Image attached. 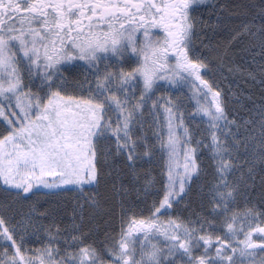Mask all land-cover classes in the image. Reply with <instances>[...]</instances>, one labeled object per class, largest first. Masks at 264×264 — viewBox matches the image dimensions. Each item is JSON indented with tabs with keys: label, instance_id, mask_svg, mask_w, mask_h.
Instances as JSON below:
<instances>
[{
	"label": "snow or ice",
	"instance_id": "snow-or-ice-1",
	"mask_svg": "<svg viewBox=\"0 0 264 264\" xmlns=\"http://www.w3.org/2000/svg\"><path fill=\"white\" fill-rule=\"evenodd\" d=\"M199 2L0 0V182L30 201L26 212L0 205V264H264V207L247 196L264 165V106L258 121L229 119L205 78L245 36L264 57V0L259 26L256 17L241 25L223 51L211 42L197 51ZM184 89L194 101L188 118L169 95ZM197 117L206 127L187 123ZM158 152V177L137 171ZM204 153L209 210L185 216L178 206ZM121 158L130 185L119 168L112 177ZM68 192L73 213L62 227L44 205ZM109 203L119 212L110 211L103 240L90 239L99 226L84 208Z\"/></svg>",
	"mask_w": 264,
	"mask_h": 264
},
{
	"label": "trees",
	"instance_id": "trees-1",
	"mask_svg": "<svg viewBox=\"0 0 264 264\" xmlns=\"http://www.w3.org/2000/svg\"><path fill=\"white\" fill-rule=\"evenodd\" d=\"M261 4V0H210L204 10L196 14L197 26V39L195 46L197 51L203 50L204 45L211 42L213 45L219 44L221 50L228 44L231 39L230 34L240 30L241 25L245 23H251L253 18L256 17L255 25L259 26V18L257 16L258 8ZM201 40L203 43H201ZM253 41L248 36L228 46V56L225 60H214L209 64V70L205 74V78L213 84L215 90L222 93V100L224 101V107L228 114L229 119L235 118L241 124L245 120L255 119L259 120V110L264 106V74H262V65H264V57L259 55V48L255 51H250V45ZM162 92H160L161 94ZM159 92L157 95H160ZM175 92L169 93L174 96ZM151 102V101H150ZM149 102V103H150ZM145 116L148 122L152 120L151 116H148L147 110H145ZM162 118V117H161ZM207 123L195 121L193 129L199 130L206 127ZM244 134L243 128L241 129ZM199 135V131H197ZM257 135H259V128L257 126ZM157 148L159 145L157 143ZM161 154V153H160ZM208 154L204 153L200 159L202 163V171L200 177L192 182L191 189L186 196L187 210L185 209V202L180 203L179 209L184 210L183 215L187 216L190 212L208 211L207 198L202 197L201 188L206 184L210 178V172L206 174L208 170ZM116 161L115 164H111L113 169L112 177L115 178V169L122 170L124 183L130 185L133 183L132 178L127 175V168L125 167V160ZM164 163L162 154H156L151 162L143 161L138 162L137 168L144 171H151V175L158 177L160 174V165ZM109 167L103 168L105 175L109 172ZM254 184L250 181V188L247 196L249 197L251 205L255 206L257 210L264 207V165L257 164L253 173ZM112 187V179L107 181L105 186H102L101 191H110ZM206 190V189H205ZM89 194H91L89 192ZM135 191L131 193V197L135 198ZM60 197L51 199L45 208H55V216L61 226H65L71 223L70 217L73 213V197L71 192L61 193ZM243 206V200L240 201ZM30 201L18 202L15 198V193H9L4 191V188L0 186V205H12L13 209L18 211H28ZM23 205V207H21ZM203 205V209L202 206ZM114 210L119 212V206L109 204H102L98 209L84 208L85 220L90 216H95L94 225L99 226V232L95 234L91 239L102 240L104 237L102 231L109 230L108 221L110 219V211ZM46 224L48 221H45ZM86 230V229H85Z\"/></svg>",
	"mask_w": 264,
	"mask_h": 264
},
{
	"label": "rangeland",
	"instance_id": "rangeland-1",
	"mask_svg": "<svg viewBox=\"0 0 264 264\" xmlns=\"http://www.w3.org/2000/svg\"><path fill=\"white\" fill-rule=\"evenodd\" d=\"M208 4H210V0H200V2H199V4H198V6L195 8V10L192 12V15H193V17L195 18L196 17V14H199V12L200 11H202V10H204V8L208 5ZM196 20V19H195ZM197 26H199L198 24H197ZM196 42V41H195ZM186 93H188V89H184L182 92H175V94H174V97L175 96H180L181 98H182V101H183V107H182V111H184V113H185V117L186 118H188V117H191L192 115H193V113H194V101H192V102H189V99H188V96H186L185 94ZM159 94H160V92H159ZM161 94H163V93H161ZM160 94V95H161ZM190 95V94H189ZM157 96H159V95H157ZM209 99H211V97H209ZM150 102V101H149ZM203 102V101H202ZM149 105H151V102L149 103ZM148 121V120H147ZM195 121H197V122H200V124H202V123H207L206 121H204V120H200L198 117L196 118V119H188L187 120V123L191 126V127H193V125H194V123H195ZM146 127H147V124H146ZM149 136H151L152 135V132H151V130H149L148 131V133H147ZM159 145V144H158ZM159 153V152H158ZM159 155H161L160 153H159ZM118 162L119 161H122V158L121 159H119V160H117ZM123 162H124V160H123ZM201 167H202V165H201ZM137 171L138 172H141V170L139 169V168H137ZM0 185H1V187H2V189L4 188V185L2 184V182H0ZM87 191L88 192H90L91 193V189H87ZM133 193H134V190H133ZM91 195V194H90ZM58 197H60V196H58ZM57 197H52V198H50L49 200H51V199H56ZM186 200V197H185V199L182 201V202H184ZM189 200L187 199L186 200V202H185V205H187V202H188ZM94 222H97L96 220H94ZM44 223L46 224V222L44 221ZM100 229V228H99ZM104 233H105V229H104V232L102 231V235L104 236ZM91 239V238H90ZM102 240H103V238H102ZM31 246V245H30Z\"/></svg>",
	"mask_w": 264,
	"mask_h": 264
},
{
	"label": "flooded vegetation",
	"instance_id": "flooded-vegetation-1",
	"mask_svg": "<svg viewBox=\"0 0 264 264\" xmlns=\"http://www.w3.org/2000/svg\"><path fill=\"white\" fill-rule=\"evenodd\" d=\"M213 251H214V249H213Z\"/></svg>",
	"mask_w": 264,
	"mask_h": 264
}]
</instances>
